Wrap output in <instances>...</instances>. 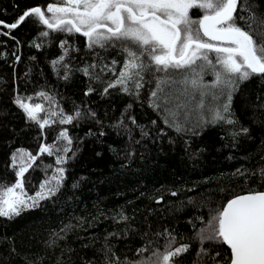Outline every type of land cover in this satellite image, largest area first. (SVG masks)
<instances>
[{
	"label": "trees",
	"instance_id": "1",
	"mask_svg": "<svg viewBox=\"0 0 264 264\" xmlns=\"http://www.w3.org/2000/svg\"><path fill=\"white\" fill-rule=\"evenodd\" d=\"M52 2L0 0V185L14 182L20 164L30 162L20 150L38 157L25 173L29 195L58 175L57 168L65 170L55 195L18 216H0V264H105L109 247L120 261L136 260V250L149 242L145 256L163 252L166 230L176 237L174 247L190 245L175 264H214L212 257L221 259L217 251L225 256L230 250L205 243L207 253L198 256L199 231L229 199L264 191V76L239 84L224 121L208 123L210 117L195 110L192 120L178 118V132L153 106L151 76L145 75L139 90L130 84L128 92L121 86L104 91L124 61L119 48L89 49L80 34L49 30L34 16L18 29L5 27ZM191 14L202 15L199 9ZM238 14V24L260 42L264 0H241ZM44 31L49 35L41 36ZM17 98L42 104L38 117L51 123L40 128ZM76 112L81 115L72 123L59 122ZM62 131L71 144L60 137ZM41 145H52V155L40 154ZM57 157L66 162L57 164Z\"/></svg>",
	"mask_w": 264,
	"mask_h": 264
},
{
	"label": "snow or ice",
	"instance_id": "2",
	"mask_svg": "<svg viewBox=\"0 0 264 264\" xmlns=\"http://www.w3.org/2000/svg\"><path fill=\"white\" fill-rule=\"evenodd\" d=\"M240 3L241 0H53L46 10L33 7L5 27L16 29L26 17L34 16L49 30L82 35L89 49L119 48L124 53V61L116 79L109 82L104 91L121 86L128 92L130 84L139 90L144 87L145 75L151 76L155 79V88L150 93L153 106L164 111L179 132L183 129L178 118L197 109L210 117L208 123L224 121L223 113L230 111L232 93L239 84L254 75L264 76V37L258 42L245 26L238 24L237 21L243 19L238 14ZM193 9H199L202 15L194 18ZM48 35L47 31L41 32V36ZM66 43L61 42V47ZM63 60L61 56L53 64ZM117 63L112 61V65ZM111 70L115 72V68ZM83 71L89 74L87 67ZM157 73L162 75L157 76ZM206 76L214 79L206 81ZM38 95L51 99L43 92ZM15 103L40 128L51 123L50 119L41 121L38 117V113L44 111L42 104L33 105L20 98ZM80 115L76 112L75 116L68 115L59 122L70 124ZM226 122L234 123L231 119ZM60 137L71 144L67 131H62ZM52 150V145H41L39 153L52 155ZM69 150L64 149L65 153ZM20 151L21 159L27 156L30 162L20 164L14 182L0 185V216L11 218L20 215L22 210L38 206L40 200L55 195L64 178V168H57L58 175L41 182L39 190L29 195L25 189V173L38 157ZM65 162L64 157L56 159L57 164ZM13 167H16L15 156ZM166 234L168 239L163 252L156 249L145 256L151 246L149 242L136 250L138 259L126 257L120 261L109 247L105 264H175L174 258L188 252L190 245L182 243L174 247L176 237L167 230ZM196 238L201 245L198 256L207 253L205 243L227 245L230 249L225 256L217 251L215 256L221 259L212 257L214 264H264V191L229 199ZM108 253H112L111 257Z\"/></svg>",
	"mask_w": 264,
	"mask_h": 264
},
{
	"label": "rangeland",
	"instance_id": "3",
	"mask_svg": "<svg viewBox=\"0 0 264 264\" xmlns=\"http://www.w3.org/2000/svg\"><path fill=\"white\" fill-rule=\"evenodd\" d=\"M209 77L212 78L211 81L214 79L213 76H209ZM197 111H200V110L197 109ZM194 115H195V111H192V112L188 113V115L186 117H183V118H184V120H192V118H194Z\"/></svg>",
	"mask_w": 264,
	"mask_h": 264
},
{
	"label": "water",
	"instance_id": "4",
	"mask_svg": "<svg viewBox=\"0 0 264 264\" xmlns=\"http://www.w3.org/2000/svg\"><path fill=\"white\" fill-rule=\"evenodd\" d=\"M239 7H240V5H238V10H239ZM28 17H26V19H27ZM25 19V20H26ZM23 24V23H22ZM22 24H20L16 29H18V28H20L21 26H22ZM0 26H4L2 23H0ZM7 28H9V27H7ZM9 29H11V28H9ZM82 36V35H81ZM83 37V36H82ZM85 38V37H84ZM226 247H227V245H225ZM228 248V247H227ZM229 249V248H228ZM230 250V249H229Z\"/></svg>",
	"mask_w": 264,
	"mask_h": 264
}]
</instances>
